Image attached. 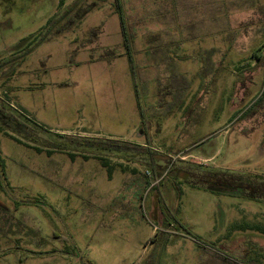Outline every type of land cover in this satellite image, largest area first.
<instances>
[{
    "label": "rangeland",
    "instance_id": "rangeland-1",
    "mask_svg": "<svg viewBox=\"0 0 264 264\" xmlns=\"http://www.w3.org/2000/svg\"><path fill=\"white\" fill-rule=\"evenodd\" d=\"M217 179L264 183V0H0V264H264Z\"/></svg>",
    "mask_w": 264,
    "mask_h": 264
},
{
    "label": "trees",
    "instance_id": "trees-1",
    "mask_svg": "<svg viewBox=\"0 0 264 264\" xmlns=\"http://www.w3.org/2000/svg\"><path fill=\"white\" fill-rule=\"evenodd\" d=\"M64 3H65V0H61V6H63ZM67 11L69 12V10H67ZM198 167L201 170L202 174L207 173V175L205 174L206 177L209 176L210 178H213L211 175V172L207 171V169H208L207 167H204L202 165L201 166L199 165ZM223 182H226V183H223ZM219 185L229 186L228 190H225V191L230 193V194H234V195L242 194L243 196L249 197V198L254 199V200H256V199L261 200L262 198H259V195H262V197L264 198V183L255 184L253 182H250L248 185H246V186L244 185L243 191H241V190H238L242 186L240 181H238L236 179H230L227 181H221L220 179H217V180H215V183L207 184L204 187H206V190L215 192V191H217V186H219ZM251 188H252V190H251ZM247 229L254 230L257 232H261L264 234V226L254 225V226L247 227ZM149 264H152V261H150Z\"/></svg>",
    "mask_w": 264,
    "mask_h": 264
}]
</instances>
